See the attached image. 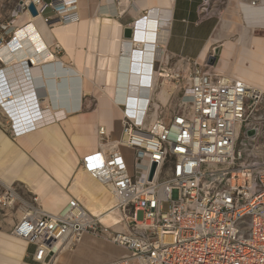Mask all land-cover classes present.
<instances>
[{
	"label": "built area",
	"instance_id": "built-area-1",
	"mask_svg": "<svg viewBox=\"0 0 264 264\" xmlns=\"http://www.w3.org/2000/svg\"><path fill=\"white\" fill-rule=\"evenodd\" d=\"M78 1L33 3L38 16L52 10L43 20L54 28L79 20ZM29 5L22 2L21 12ZM7 38L8 25L0 20V47ZM170 62L164 51L155 57L159 81ZM177 63L167 78L183 98L170 112L159 104L153 120V98L141 115L124 106L120 138L97 126L99 148L81 160L80 169L118 199L114 209L127 232L103 224L76 199L68 212L54 215L41 209L38 197L23 202L14 190L0 197L3 206L24 203L13 234L35 246L37 263H53L56 242L73 240L76 247L90 234L127 251L107 264H264V93L213 66ZM124 150L132 152V171Z\"/></svg>",
	"mask_w": 264,
	"mask_h": 264
},
{
	"label": "crops",
	"instance_id": "crops-1",
	"mask_svg": "<svg viewBox=\"0 0 264 264\" xmlns=\"http://www.w3.org/2000/svg\"><path fill=\"white\" fill-rule=\"evenodd\" d=\"M47 10H50L49 15H45ZM154 10L169 13L166 25L155 31V42L170 57L171 65L182 60L200 66L210 65L216 72L241 80L264 93V0H226L222 6L215 4V0H79L77 22L54 28L49 25L52 41L46 42L42 36L45 43L39 42L40 45H44L55 60L41 67L44 73L45 68L50 69V74L36 75L29 67L26 82L34 95H29L26 101H11L10 96L15 90L12 86L20 75L23 77V72L19 66L9 68L14 65L13 59L6 61L0 57V116L11 128L29 119L28 115L16 118L15 105L24 109L27 105L33 107L32 114L39 117L43 109L40 104L50 102L47 97H51L57 112L65 107L60 99L70 98V104L65 103L69 105L66 115L61 112L65 117L46 128H30L28 133L9 136L0 124V197L3 189L7 191L8 187H13L14 190V185H18L25 198L29 197H26L28 192L38 196L44 208L57 210L60 191L65 193L68 204L67 192L76 171L80 170L82 158L99 148L96 125L105 126L113 140L121 136L124 105L119 103V111L111 100L118 92L115 86L116 65L119 64V69L121 65L117 63L120 59L118 50L125 45L121 55L127 56L130 48L122 43V40L126 41L124 30L134 28L141 19H150ZM52 16L50 8L43 12V17ZM0 20L8 25L4 45L9 47L19 29L18 13L0 10ZM19 72L21 74H17ZM56 138L63 141L64 147L62 143L53 144ZM49 143L53 144V149L47 147ZM64 151L73 154L75 163V170L67 177L54 169V163L60 160ZM1 210L0 206V264H39L34 258L35 246L24 244L13 236L24 209L10 210L5 215Z\"/></svg>",
	"mask_w": 264,
	"mask_h": 264
},
{
	"label": "bare ground",
	"instance_id": "bare-ground-1",
	"mask_svg": "<svg viewBox=\"0 0 264 264\" xmlns=\"http://www.w3.org/2000/svg\"><path fill=\"white\" fill-rule=\"evenodd\" d=\"M23 2L28 4L33 2V0H24ZM73 6L74 5H71V7ZM77 6H78V2H77ZM21 13L22 14L18 13V19H19L18 25L20 26L16 33L14 42L9 47H6L7 45H3L2 47H0V57H2V59L4 60L6 59V61H11V59H13L12 64L14 65L9 66V68L11 67L14 69L15 67L19 66V69H21L22 70L21 72H23V77H21L20 75L21 78L19 77L18 82L14 83L13 89L15 90L14 93H12L13 95L10 94L12 95L10 96V99L14 103L20 101H26L29 95L31 96L34 95V93L31 92V88H30L31 86L28 85V82H26L29 80V76H28L29 67L32 68L33 72L36 75H45V73L50 74L51 73L50 69L45 68V73H44L41 71V67H43L42 65L44 63H51L55 60V57L52 55V53L45 50L43 47L44 45L43 46L42 44L40 45V43L43 41L42 36L45 37L44 40L46 42L47 40L52 41L53 38L52 31L50 30L51 27L44 22L43 15L38 17H33L31 13L28 11H22ZM168 17H169V13H165V12L160 13V11L154 10L150 14V19L147 18L141 19L140 21L134 24L135 33L132 40H128V41L122 40L123 44L128 45V48H130V52L129 53L127 52V56L124 58L121 54H124L125 52V48H124L125 45L121 44L122 48L118 50L119 52L117 55L118 57H120V59L117 60L118 61L117 63H120L121 65H120V69H119V64L116 65L117 68L115 73L116 75L115 78L117 79L116 81L117 85L115 86H117L118 92L115 91L116 93H114V95L111 98L113 104L117 107L119 111H121V108L119 107V103H122V105H124L125 108L128 109L127 111L129 113L134 112L138 115H141L144 112V110L147 109L146 106L148 105L149 101L155 96L157 97L161 105L162 104L165 105L168 102V100H170L171 94L168 93L167 90H165V88L168 87V85L165 82L164 84H162V88L160 89V91L156 94L160 75L158 72L155 71L154 63H153L155 59L153 55H158L157 50L159 51V55L163 56V49H161L160 45L157 44V41L155 42V40H157L155 31L156 30L158 31L161 27L166 25L165 21L168 19ZM71 23H75V22H71ZM71 23H66L63 25H67ZM153 42H155V44H147ZM27 61L30 63L29 65H27ZM13 69L12 71L16 73V71H14ZM42 69L44 70V68ZM55 73L57 74V72ZM17 74H21V73L19 72ZM65 89L67 88L65 87ZM16 91H22V93H17ZM21 94L24 95L20 96ZM5 100L8 99L6 98ZM47 100L50 101L48 105L44 103L40 104L43 106V109L41 110L39 117L35 116L36 118L31 112L33 107H29L27 105L26 107L27 109L26 108L24 109L15 105L16 114H18V117L16 118H22L25 115L26 116L28 115L29 117V119L23 120L21 132H27L28 131L27 128L29 127H32L35 130L41 127L46 128L48 125H51L55 123L57 120H60L61 118L65 117L67 111L69 110L68 109L69 105L67 106L65 103L70 104L69 102L70 98L60 99L61 103H63L65 107L60 108L58 112L54 110L50 96L47 97ZM38 103H40V101H38ZM158 105L156 104L154 106L156 109L152 114L153 120H156L159 114ZM61 112L65 113V115H62ZM20 120L22 121V119ZM97 126L99 125H96V127ZM95 133H96V129H95ZM62 142H63L62 140H58L56 138L53 144L54 143L61 144ZM49 144L47 147L49 149L50 148L53 149L54 148L53 144L52 143ZM63 145L64 144L62 143V146ZM59 159L62 162L60 160L56 161L54 163V169L60 174H65V176L67 177V175L71 174L75 170L73 154L64 151V155H61ZM7 190H13V187H8ZM58 193L61 194L60 199L62 201L60 200L59 204L57 205L58 207L56 211L47 209L46 207L45 208L42 207L41 200L40 198H38L40 207L44 212L54 215L65 214L66 212H68L70 210L69 204L72 200L70 195L71 193L81 202V204L91 215L98 217V219H100V221L103 224L108 226H113L115 230L127 232V227L123 222L121 212L119 210L114 209V207L118 203V199L113 195V193L110 191L108 187L101 184L99 181L94 179L90 174L83 171L82 169L76 171V175L72 180L71 185L69 186V192H67L69 198L68 204L65 193H63L62 191ZM6 195L7 194L3 196L2 198L3 200L6 198ZM54 195L57 196L56 193ZM54 195L52 196V198L54 197ZM13 198L16 199L19 197L14 195ZM25 214L26 212L24 210L22 217ZM89 235L90 234H84L83 236H81L80 240L76 243L75 250L72 247V244L74 243L73 240H69L65 243H63V241L56 242L53 246L55 256L52 264H102V263L107 264L113 261V259L116 260L119 259L120 257L128 255L127 251L122 247H119L117 245L115 246L113 243L105 239H99L97 237L94 236L92 237ZM13 236L18 240L22 241V243L24 244L27 243L25 240L17 237L15 234H13Z\"/></svg>",
	"mask_w": 264,
	"mask_h": 264
},
{
	"label": "rangeland",
	"instance_id": "rangeland-1",
	"mask_svg": "<svg viewBox=\"0 0 264 264\" xmlns=\"http://www.w3.org/2000/svg\"><path fill=\"white\" fill-rule=\"evenodd\" d=\"M24 0H0V10L2 11V12H7V11H9V10H13V11H17V12H19L20 14H22L21 13V5H22V2H23ZM225 1L226 0H215V4H217V5H224V3H225ZM146 13H147V11H146ZM146 13H144V14H146ZM50 14V10H47L46 12H45V15H49ZM19 20V19H18ZM19 24V21L17 22V25ZM20 26V25H19ZM181 65H182V63H180ZM180 64L179 63H174L173 65H171V62H170V65L169 66H164V67H162V68H164V72H163V77L165 78V79H161L160 81H159V84H158V89H157V91H156V94L160 91V89L162 88V84H164V82L168 85V87L167 88H165V90H167V92L168 93H170L171 94V96H170V100H168V102L170 101V103H166L165 105H163L162 107H166V108H163V111L164 112H170V108L172 107V106H174V104L176 103V101H178L179 99H182L183 98V91H179L178 89H177V85L175 84V82L174 81H172V80H170L169 78H167V74L168 75H170V76H172V71H173V69L175 68V65H176V67H177V65H179L180 66ZM3 71H5V68L3 69ZM160 78V77H159ZM157 99V97L155 96L154 98H153V103L156 105H158V104H160L159 103V101H158V99ZM261 108H262V110H261V113H263V116H264V102L262 103V105H261ZM154 112V111H153ZM6 116V115H5ZM7 117V116H6ZM9 119V118H8ZM6 120H7V118H6ZM0 124H1V126L3 127V129H4V132L5 133H7L9 136L10 135H19L20 133H21V128H22V125H20V124H18L17 126H14V128H11V126L9 125V124H7L2 118H1V116H0ZM16 127H17V129H16ZM30 128H32V127H29V128H27V130H30ZM19 132V133H18ZM261 142L263 143L264 142V136L262 137V139H261ZM123 155H124V158H125V161H126V164L129 166V169H130V171H132V164H133V155H132V152L130 151V150H124L123 151ZM14 190H15V192L19 195V197H20V199L21 200H23V202H27V203H29L30 201H32V199L33 198H36V197H38V196H36V195H34V194H32V193H30V192H28L27 194H26V197L29 195V197H27V198H30V199H27V198H25L23 195H22V192H23V189H22V187H19L18 185H14ZM5 192H6V190L5 189H3V193H2V195L1 196H3L4 194H5ZM39 198V197H38ZM22 201H20V202H18V203H15V205L14 206H12V207H8V206H3V204L2 203H0V206H1V208H2V214L3 215H5V214H8V212L10 211V210H12L11 212H16V210H21L22 208H23V206H24V203H23ZM24 209V208H23ZM164 211H168V205L167 204H165L164 205ZM143 217H144V215H143V213L142 212H139L138 214H137V218H138V220H142L143 219ZM73 249L75 250L76 249V247H73ZM72 249V250H73Z\"/></svg>",
	"mask_w": 264,
	"mask_h": 264
},
{
	"label": "water",
	"instance_id": "water-1",
	"mask_svg": "<svg viewBox=\"0 0 264 264\" xmlns=\"http://www.w3.org/2000/svg\"><path fill=\"white\" fill-rule=\"evenodd\" d=\"M204 1H209V0H204ZM28 10H29V12L31 13V15L33 17H37L39 15V12H38V10H37V8H36V6H35V4L33 2L30 3V5L28 7ZM134 33H135L134 28H126L124 30V38L126 40H132L133 37H134ZM27 64L29 65V62L28 61H27ZM252 134H253V132H250V135H252ZM154 169H155V167H154ZM154 169L152 171L151 178L153 176Z\"/></svg>",
	"mask_w": 264,
	"mask_h": 264
}]
</instances>
